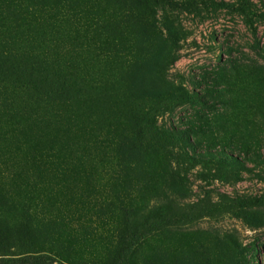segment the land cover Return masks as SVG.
<instances>
[{
	"label": "rangeland",
	"instance_id": "rangeland-1",
	"mask_svg": "<svg viewBox=\"0 0 264 264\" xmlns=\"http://www.w3.org/2000/svg\"><path fill=\"white\" fill-rule=\"evenodd\" d=\"M174 1L0 0V255L264 264V0Z\"/></svg>",
	"mask_w": 264,
	"mask_h": 264
},
{
	"label": "trees",
	"instance_id": "trees-1",
	"mask_svg": "<svg viewBox=\"0 0 264 264\" xmlns=\"http://www.w3.org/2000/svg\"><path fill=\"white\" fill-rule=\"evenodd\" d=\"M148 1L153 4H158V5L167 4V5L179 7V8H187L191 6V3H192V2H178L174 0H148ZM211 4H215L220 7L230 6L224 3L223 1H220L217 3L213 2ZM49 70H54V73L57 76L58 75L63 76L64 83L65 82L72 83V80L75 81L72 76L69 77L68 75H62L61 74L62 71L59 69L53 68ZM65 85L59 84L60 89H64ZM234 204L241 205V206L264 205V196L252 197V198H238V199H235ZM152 230H153V227H149L147 231L149 232ZM145 235H146V232H141L139 234H133L132 232H130L124 246L120 250L118 264H125V261H126V258L129 252L133 249L135 245H137L140 239L143 238ZM0 264H67V263L54 258L48 253L41 252L36 249H25L24 251L18 252L13 255H0Z\"/></svg>",
	"mask_w": 264,
	"mask_h": 264
}]
</instances>
